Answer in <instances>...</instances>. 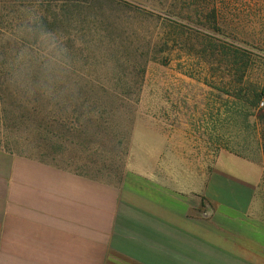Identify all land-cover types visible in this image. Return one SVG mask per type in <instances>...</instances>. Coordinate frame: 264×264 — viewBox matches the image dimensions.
<instances>
[{
    "label": "rangeland",
    "instance_id": "1",
    "mask_svg": "<svg viewBox=\"0 0 264 264\" xmlns=\"http://www.w3.org/2000/svg\"><path fill=\"white\" fill-rule=\"evenodd\" d=\"M83 1L88 8L0 0V59L51 57L78 79L70 89L115 91L122 107L91 113L85 134L58 140L37 129L52 110L39 99L24 105L30 122L0 133V146L111 184L129 165L152 167L168 183L188 179L223 151L264 164L260 125L246 117L247 84L264 87V0ZM17 88L34 102V87ZM258 197L264 221V179Z\"/></svg>",
    "mask_w": 264,
    "mask_h": 264
},
{
    "label": "crops",
    "instance_id": "2",
    "mask_svg": "<svg viewBox=\"0 0 264 264\" xmlns=\"http://www.w3.org/2000/svg\"><path fill=\"white\" fill-rule=\"evenodd\" d=\"M156 172L129 165L111 184L0 149V264H264L262 158Z\"/></svg>",
    "mask_w": 264,
    "mask_h": 264
},
{
    "label": "trees",
    "instance_id": "3",
    "mask_svg": "<svg viewBox=\"0 0 264 264\" xmlns=\"http://www.w3.org/2000/svg\"><path fill=\"white\" fill-rule=\"evenodd\" d=\"M104 1L106 2L107 0ZM108 1L113 2V0ZM76 2L79 6L85 3L83 0H76ZM77 4H72V7L78 8ZM83 7L88 8L89 6L83 5ZM75 10L73 9L72 13H75ZM49 59L44 60L50 61V63L45 61L39 62L30 58L17 59L2 57L0 59V67H9L11 69L5 75L0 76V133H2V136L8 133L10 134L13 131H19L25 123L30 122V115L24 113L26 112L24 105L36 104L39 99L45 100L46 104L52 110L47 112L49 115L41 119V122L37 125V129L39 130L44 127L45 129L51 128L52 131L46 130L43 133L44 138L53 137L58 140L65 138L64 133L67 134V137L74 134L78 136L85 134L89 130L86 124L92 123L89 119H95L94 116H91V113H95V115L102 118L106 115H110L111 117V114L118 108L119 103L120 107H122L121 105L124 102L123 95L115 91H73L70 89L71 82L77 83L78 79H70L66 72L58 70L61 65L56 67L55 63L53 64L51 62L52 60L54 62L57 61L51 57ZM52 65L53 68H51ZM14 69H21V71ZM18 72L21 74L18 75ZM12 85L16 88L13 91L9 88ZM3 86L5 87L3 88ZM19 86L35 88L36 92L31 94L34 97V102L29 103L27 101L28 97H24L27 93L17 88ZM246 94L249 98L247 104L250 110L246 117L255 118L257 124L260 125L261 140L263 141L262 151L264 155V110L258 106L260 103H264V100H262L264 98V87L259 88L247 84ZM87 106H90L89 110H87ZM29 111L31 109H28ZM82 120L85 121V125ZM97 134H99V131H97ZM39 138L41 139L42 135ZM94 141L95 139L93 138L92 142ZM1 142L3 143V141ZM0 149L11 153H19L8 149L6 145L0 146Z\"/></svg>",
    "mask_w": 264,
    "mask_h": 264
},
{
    "label": "built area",
    "instance_id": "4",
    "mask_svg": "<svg viewBox=\"0 0 264 264\" xmlns=\"http://www.w3.org/2000/svg\"><path fill=\"white\" fill-rule=\"evenodd\" d=\"M261 105H263V103Z\"/></svg>",
    "mask_w": 264,
    "mask_h": 264
}]
</instances>
